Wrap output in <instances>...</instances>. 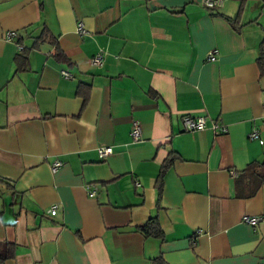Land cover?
<instances>
[{
  "label": "crops",
  "instance_id": "1",
  "mask_svg": "<svg viewBox=\"0 0 264 264\" xmlns=\"http://www.w3.org/2000/svg\"><path fill=\"white\" fill-rule=\"evenodd\" d=\"M263 37L264 0H0V264H264V181L237 183L264 158Z\"/></svg>",
  "mask_w": 264,
  "mask_h": 264
},
{
  "label": "trees",
  "instance_id": "2",
  "mask_svg": "<svg viewBox=\"0 0 264 264\" xmlns=\"http://www.w3.org/2000/svg\"><path fill=\"white\" fill-rule=\"evenodd\" d=\"M218 6V5H217ZM206 7V6H205ZM209 9H214L216 6L213 7H207ZM242 8L239 7L237 10L236 16L234 18H228V20L231 22L234 29L238 30L240 27L239 18L241 14ZM47 39V36L43 35V33H40L38 36V39H35L34 46L37 45V40L44 41ZM22 47L20 49V53L16 55L15 60L17 61V69H23L26 66L27 59H28V50L23 49ZM60 55L59 53L57 54ZM257 65L259 68V74L260 76H264V37L262 38L260 44H259V53L257 56ZM88 87L86 84H79V87L77 89V92L83 95V98L86 97V91ZM171 157L166 158V160L162 163L159 176L161 173L165 170V168L170 164ZM246 180L247 182V190L242 195L249 196L252 195L255 190L258 188V186L261 184V182L264 181V158L261 161H253L250 162L241 172L237 175V183L240 186L243 181ZM139 230L144 235H154V236H161V230L158 221L156 220L155 216H150L146 222L142 225H140ZM154 264H160L159 260H156Z\"/></svg>",
  "mask_w": 264,
  "mask_h": 264
},
{
  "label": "built area",
  "instance_id": "3",
  "mask_svg": "<svg viewBox=\"0 0 264 264\" xmlns=\"http://www.w3.org/2000/svg\"><path fill=\"white\" fill-rule=\"evenodd\" d=\"M202 4L206 7H213V6H217L221 4L222 0H201ZM77 31L79 33H83L84 29L82 27V23L78 22L77 23V27H76ZM16 32L14 30H5L4 31V39L6 41H12V39L15 37ZM18 49H21L23 47L22 44H17ZM103 56H104V52L102 50L97 51L91 58H90V62L94 65H100L102 63L103 60ZM213 58V51H209L207 54V59H212ZM60 73L65 76V77H69L70 73L65 70V69H61ZM206 119L207 117L205 115H191V114H184L182 117V121H183V125L185 127V129L187 130H198V129H203L206 126ZM211 127L213 129H218L220 131L224 130V125H220L216 122H213L211 124ZM140 131L141 128L139 126V124L137 122H133L132 126L130 128V136L132 138L133 141H137L140 139ZM248 137L250 138H259V131L257 128H253L249 131L248 133ZM259 141L262 142V139L259 138ZM112 152V147L111 146H100L97 148V155L100 159L105 158L108 154H110ZM62 163L61 160L59 159H55L51 162V170L55 171L56 168ZM86 188L88 189V193L90 195H93L95 193L94 189H92L93 187L91 185H86ZM56 204L50 205V207L47 209L48 213L50 214H54L56 211ZM243 221H246L250 224H256L260 217L259 216H248V215H243L241 218ZM261 264V263H259Z\"/></svg>",
  "mask_w": 264,
  "mask_h": 264
}]
</instances>
